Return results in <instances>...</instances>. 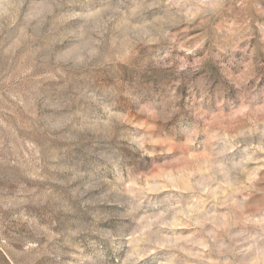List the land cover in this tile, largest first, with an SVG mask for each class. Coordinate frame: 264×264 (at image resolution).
Here are the masks:
<instances>
[{"label":"rangeland","instance_id":"rangeland-1","mask_svg":"<svg viewBox=\"0 0 264 264\" xmlns=\"http://www.w3.org/2000/svg\"><path fill=\"white\" fill-rule=\"evenodd\" d=\"M0 264H264V0H0Z\"/></svg>","mask_w":264,"mask_h":264}]
</instances>
